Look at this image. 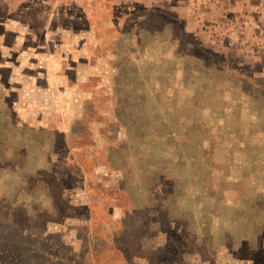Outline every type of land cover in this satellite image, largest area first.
Segmentation results:
<instances>
[{
  "label": "rangeland",
  "instance_id": "374dc122",
  "mask_svg": "<svg viewBox=\"0 0 264 264\" xmlns=\"http://www.w3.org/2000/svg\"><path fill=\"white\" fill-rule=\"evenodd\" d=\"M0 264H264V0H0Z\"/></svg>",
  "mask_w": 264,
  "mask_h": 264
}]
</instances>
